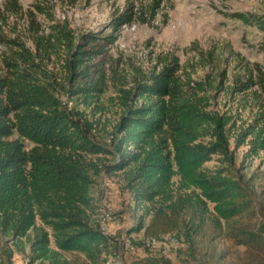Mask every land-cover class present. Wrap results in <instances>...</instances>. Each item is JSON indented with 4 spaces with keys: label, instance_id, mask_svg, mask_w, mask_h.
<instances>
[{
    "label": "trees",
    "instance_id": "1",
    "mask_svg": "<svg viewBox=\"0 0 264 264\" xmlns=\"http://www.w3.org/2000/svg\"><path fill=\"white\" fill-rule=\"evenodd\" d=\"M162 1L150 0L141 7L140 19L154 17ZM36 7L44 12L43 5ZM5 8L21 11L17 0H8ZM135 14L130 3L111 22L110 34H77L69 22L51 14L45 30L31 15L29 38L34 48L20 34L9 38L0 33V42L7 47L0 53L2 264H12L16 253L24 251L29 264H106L123 253V239L100 229L96 216L102 212L93 196L103 174L116 172H122L135 209L142 211L131 231H144L146 238L131 237V252L137 245L148 252L159 242L165 244V237L179 242L182 233L192 257L200 255L209 263V255L200 253L197 245L206 234H220L224 228L235 244L264 254V205H254L248 187L228 167L204 166L215 155L233 164L232 141L236 147L249 145L245 159L259 156L264 137L254 134L258 124L237 133L233 115L198 106L190 107L188 119L170 117L169 100L183 96L177 82L178 56H158L161 68L150 74L130 62L131 77L120 59L115 64L107 55L119 28L131 23ZM234 16L263 31L264 53V19ZM109 82L117 92L110 98V105L118 109L115 122L102 119L110 111L102 99ZM240 83L249 89L257 81L251 75ZM65 95L84 108L73 104L68 109L62 100ZM110 125V141L98 140L96 131H107ZM245 212L258 223L236 226L234 219ZM175 230L181 233L169 235ZM217 237L205 238L202 247L206 250ZM148 239L157 244L148 245ZM142 258L139 264H170L151 252Z\"/></svg>",
    "mask_w": 264,
    "mask_h": 264
},
{
    "label": "rangeland",
    "instance_id": "2",
    "mask_svg": "<svg viewBox=\"0 0 264 264\" xmlns=\"http://www.w3.org/2000/svg\"><path fill=\"white\" fill-rule=\"evenodd\" d=\"M7 1L0 0V33L9 38L20 34L31 48H34L29 38L31 15H35L37 22L45 30L51 23V14L55 20L69 22L77 34L88 31L110 34L113 19L133 3L137 14L131 23L119 28L117 40L108 49L107 55L113 62L116 64L117 59H120V66L132 77L134 72L130 62L140 66L145 74H150L161 68L158 56L175 54L180 63L177 82L183 96L169 100L170 117L188 119L191 117L190 107L198 106L210 112L233 115L237 133L257 123L254 134L264 137V81H260L264 77V53L261 49L263 31L256 24L234 16L242 13L264 19V0H163L154 17L148 14L146 21L140 19L138 12L150 0H17L21 7L17 14L6 10ZM37 5H43L44 12H40ZM5 44L0 42V53L7 50ZM251 75L257 84L244 89L240 80ZM115 88L109 82L102 98L105 105L109 106L110 98L116 97ZM72 100L76 105V99ZM76 106L84 108L81 104ZM109 107L110 111L102 115V119L106 117L115 122L119 116L115 113L118 109L114 105ZM111 127L112 125L108 126L107 131H96V138L107 142L110 137L107 132ZM231 149L235 157L233 164L228 165L215 155L204 164L205 168L213 170L228 167L248 187L254 205H264V150L255 158L245 159L244 153L249 145L236 147L232 141ZM107 158L113 160L110 155ZM107 181L108 184L105 183ZM125 184L122 172L103 174L93 191L102 212L96 218L101 220L105 216L110 217L107 221L110 231L117 233L121 239L130 236L140 241L146 238L144 231L131 230L139 222L142 211L135 209L133 196ZM148 220L149 218L146 222ZM258 221L259 219L245 212L234 219V224L253 226ZM219 232L220 234H212L218 237L213 243H209L206 250L202 246L206 242L205 238L212 237L210 234L203 237V245H197L200 253L207 252L211 259L209 263L202 262L200 255L192 257L189 243L176 230L169 235L181 233L177 244L159 242L148 252L143 246L137 245L134 252L123 254V261L125 264H139L144 261L142 257L151 252L157 259L169 260L170 264L264 262V254L254 248L235 244L224 228ZM51 246L55 247L53 242ZM26 249H29L28 244ZM25 253L17 252L12 264L20 263ZM213 253L215 257L212 258ZM220 255L224 256L222 260ZM3 257L8 262L7 256Z\"/></svg>",
    "mask_w": 264,
    "mask_h": 264
},
{
    "label": "built area",
    "instance_id": "3",
    "mask_svg": "<svg viewBox=\"0 0 264 264\" xmlns=\"http://www.w3.org/2000/svg\"><path fill=\"white\" fill-rule=\"evenodd\" d=\"M126 25V24H124ZM62 100H63V103L67 106L68 109H71L73 107V100L70 96L68 95H65L62 97ZM110 141V140H108ZM105 183H109L108 181L105 182ZM110 219V217H103L101 218L100 220V229L105 232V233H108L109 232V229H108V224H107V221ZM146 243L150 246H154L157 244V241L155 239H148L146 240ZM164 243L165 244H168V245H175L178 243L177 239L174 238V237H165L164 238ZM134 249V245H133V242L131 240V237L128 236L127 238H124L123 239V253H120L119 255L115 256V257H110L106 264H125L124 261H123V254L125 252H131L133 251ZM2 254H1V251H0V264H2ZM30 263V258L27 254L23 255L22 258H21V262L18 263V264H29ZM34 264H45L43 262H35Z\"/></svg>",
    "mask_w": 264,
    "mask_h": 264
}]
</instances>
